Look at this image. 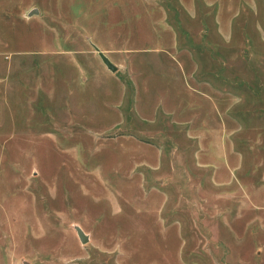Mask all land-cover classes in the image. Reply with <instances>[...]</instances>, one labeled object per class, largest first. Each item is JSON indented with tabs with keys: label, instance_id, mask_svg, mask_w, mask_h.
<instances>
[{
	"label": "rangeland",
	"instance_id": "obj_1",
	"mask_svg": "<svg viewBox=\"0 0 264 264\" xmlns=\"http://www.w3.org/2000/svg\"><path fill=\"white\" fill-rule=\"evenodd\" d=\"M0 264H264V0H0Z\"/></svg>",
	"mask_w": 264,
	"mask_h": 264
},
{
	"label": "water",
	"instance_id": "obj_2",
	"mask_svg": "<svg viewBox=\"0 0 264 264\" xmlns=\"http://www.w3.org/2000/svg\"><path fill=\"white\" fill-rule=\"evenodd\" d=\"M37 11L33 10L30 12L29 16L36 14ZM95 51L98 53L99 58L101 59L102 63L105 65V67L111 72V73H115L117 71V68L115 65H113L110 60L103 54L101 53L96 47H94ZM76 230V233L78 235V238L80 239V241L82 243H85L88 241V236L87 234L84 233V231L81 229V227L79 226H75L74 227Z\"/></svg>",
	"mask_w": 264,
	"mask_h": 264
}]
</instances>
